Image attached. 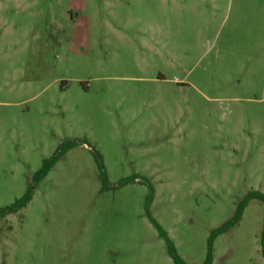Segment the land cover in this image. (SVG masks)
<instances>
[{"label": "rangeland", "instance_id": "rangeland-1", "mask_svg": "<svg viewBox=\"0 0 264 264\" xmlns=\"http://www.w3.org/2000/svg\"><path fill=\"white\" fill-rule=\"evenodd\" d=\"M29 185L0 264H264V202L218 231L264 193V0H0V207Z\"/></svg>", "mask_w": 264, "mask_h": 264}, {"label": "trees", "instance_id": "trees-1", "mask_svg": "<svg viewBox=\"0 0 264 264\" xmlns=\"http://www.w3.org/2000/svg\"><path fill=\"white\" fill-rule=\"evenodd\" d=\"M85 141H79V140H70L67 142H64L60 145L58 148L56 154L54 157L50 160H45L44 165L42 168L36 173L37 180H42L50 170V168L55 164L56 161H58L60 158H62L69 150L76 147L79 144H86ZM91 148V146H89ZM92 151L95 152L97 158H100L99 153L92 148ZM32 199V185H29V188L24 195V197L17 199L12 205L6 206V207H0V218H6L8 215L16 213L17 211L24 208L29 201ZM252 199H258L262 202H264V193L258 190H253L245 197L244 202L239 206L236 215L232 220L225 223L220 229H218L219 232L226 231L227 229L233 227L235 224L239 222L241 219L243 208L247 205V203ZM170 244V253L171 256L175 262V264H188L186 263L177 253L175 248L171 245L170 241L168 240ZM212 262V246L209 248L208 256L204 264H211Z\"/></svg>", "mask_w": 264, "mask_h": 264}]
</instances>
